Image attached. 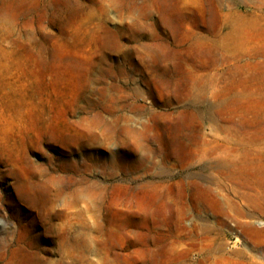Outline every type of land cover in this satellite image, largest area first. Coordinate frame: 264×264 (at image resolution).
I'll return each instance as SVG.
<instances>
[{
	"label": "rangeland",
	"instance_id": "1",
	"mask_svg": "<svg viewBox=\"0 0 264 264\" xmlns=\"http://www.w3.org/2000/svg\"><path fill=\"white\" fill-rule=\"evenodd\" d=\"M214 2L0 0V264L264 262L192 156L264 132Z\"/></svg>",
	"mask_w": 264,
	"mask_h": 264
},
{
	"label": "bare ground",
	"instance_id": "2",
	"mask_svg": "<svg viewBox=\"0 0 264 264\" xmlns=\"http://www.w3.org/2000/svg\"><path fill=\"white\" fill-rule=\"evenodd\" d=\"M214 1L221 29L228 25L231 28L223 42L225 50L231 53L227 61L236 65L246 62L238 73L241 83L246 79L249 85L239 96L264 111V0H255L259 3L258 13L251 16L225 13L223 1ZM192 153L194 160L211 172L206 184L198 185L203 200L221 211L227 220L234 217L246 238L264 241V223L259 222L261 227L256 228L255 222L247 219L264 216V132L251 140L225 139L214 145L205 144ZM205 252L208 256L219 255L225 264H258L253 254L247 256L242 249L227 251L223 240Z\"/></svg>",
	"mask_w": 264,
	"mask_h": 264
}]
</instances>
